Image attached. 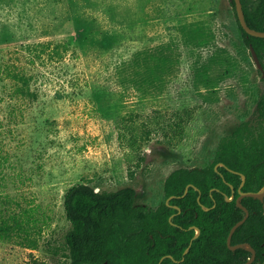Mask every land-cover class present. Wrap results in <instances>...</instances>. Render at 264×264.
<instances>
[{
	"label": "rangeland",
	"instance_id": "rangeland-1",
	"mask_svg": "<svg viewBox=\"0 0 264 264\" xmlns=\"http://www.w3.org/2000/svg\"><path fill=\"white\" fill-rule=\"evenodd\" d=\"M49 41L71 50L33 66L21 46ZM12 62L36 97L16 95ZM263 87L229 0H0V264H70L78 183L157 208L171 172L255 121Z\"/></svg>",
	"mask_w": 264,
	"mask_h": 264
},
{
	"label": "trees",
	"instance_id": "trees-1",
	"mask_svg": "<svg viewBox=\"0 0 264 264\" xmlns=\"http://www.w3.org/2000/svg\"><path fill=\"white\" fill-rule=\"evenodd\" d=\"M229 1L244 44L248 49L254 46L264 66V38L248 35L238 19L235 0ZM241 1L248 25L264 31V0ZM21 47L33 66L60 62L71 50L69 44L53 41ZM5 70L16 95L36 97L31 89L35 76H29L26 67L12 62ZM183 113L175 114L178 132L186 121ZM263 188L264 87L255 121L243 122L221 138L210 165L171 172L164 184L165 200L157 208L136 204L134 187L96 191L78 183L68 189L64 206L70 228L65 244L70 264H244L252 257L251 249L256 251L253 264H264V201L241 200L249 216L233 234L232 245L244 243L250 248L228 246L232 228L246 216L237 204L241 193Z\"/></svg>",
	"mask_w": 264,
	"mask_h": 264
},
{
	"label": "water",
	"instance_id": "water-1",
	"mask_svg": "<svg viewBox=\"0 0 264 264\" xmlns=\"http://www.w3.org/2000/svg\"><path fill=\"white\" fill-rule=\"evenodd\" d=\"M235 6H236V11H237V15H238V19L240 21L241 26L244 28V30L248 33V35H252L255 37H260V38H264V31H258V30H254L252 29L247 21H246V16H245V12L243 9V5H242V1L241 0H235ZM250 53L252 55L253 61L256 64L257 69L262 73V77L264 78V66L258 56L257 51L255 50L254 46H250ZM218 168V165L216 166V169ZM244 181H245V177H243ZM189 190V187H187L185 194H187ZM244 197H254V198H258L262 201H264V188L258 192H242L241 196L238 198L237 200V204L239 207H241L242 209H244L246 211V216L239 221L237 224L234 225V227L232 228L229 237H228V246L231 250H236L238 248H244V247H248L247 244H237V245H232V237L233 234L235 233V231L237 230L238 227H240L242 224H244V222L247 220L248 216H249V211L248 209L243 206L241 204V200ZM229 200H233V197L229 198ZM199 232V230H198ZM252 251V257L245 262L244 264H253L255 259H256V251L254 249H251ZM171 257V256H169ZM164 259V258H163ZM107 264V263H106Z\"/></svg>",
	"mask_w": 264,
	"mask_h": 264
}]
</instances>
